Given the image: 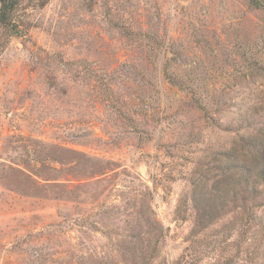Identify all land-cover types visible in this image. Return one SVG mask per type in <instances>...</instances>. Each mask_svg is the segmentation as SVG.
<instances>
[{
	"label": "rangeland",
	"instance_id": "374dc122",
	"mask_svg": "<svg viewBox=\"0 0 264 264\" xmlns=\"http://www.w3.org/2000/svg\"><path fill=\"white\" fill-rule=\"evenodd\" d=\"M3 6L0 264H173L197 203L226 185L234 192L209 231L254 210L252 246L264 251V193L242 205L235 188L254 160L240 136L264 129L263 10L248 0Z\"/></svg>",
	"mask_w": 264,
	"mask_h": 264
},
{
	"label": "trees",
	"instance_id": "16d2710c",
	"mask_svg": "<svg viewBox=\"0 0 264 264\" xmlns=\"http://www.w3.org/2000/svg\"><path fill=\"white\" fill-rule=\"evenodd\" d=\"M16 1L4 0L2 14L9 15ZM248 3L264 11L263 0H248ZM5 22L6 19L0 18V25ZM240 141L242 143L240 154L243 157L250 155V159L254 160H250L253 162L250 163V168L244 165L238 167L235 188L242 205H245L248 195L251 204L258 206L257 199L264 193V129L257 136L242 135ZM223 167L231 172L229 166ZM260 183H262L261 187H259ZM248 184L247 187L243 186ZM231 190L234 192V186L226 185V189L221 190L222 195L213 197L211 201L207 198L203 204L197 203L196 217L188 238V245L184 247L183 252L173 264H201L200 261L204 259L207 260L205 264H264L260 262L263 260L264 251H259L256 245L252 246L256 238L250 226L248 227L257 217L254 210L247 217L246 223L237 224L234 218L224 221L219 227L209 231L210 226L222 219L227 207L226 196ZM199 233L201 236L198 235Z\"/></svg>",
	"mask_w": 264,
	"mask_h": 264
},
{
	"label": "water",
	"instance_id": "95a60500",
	"mask_svg": "<svg viewBox=\"0 0 264 264\" xmlns=\"http://www.w3.org/2000/svg\"><path fill=\"white\" fill-rule=\"evenodd\" d=\"M3 2V0H0V3H2Z\"/></svg>",
	"mask_w": 264,
	"mask_h": 264
}]
</instances>
